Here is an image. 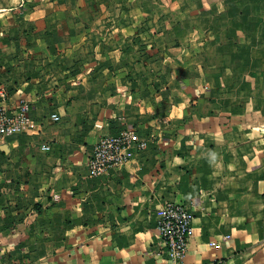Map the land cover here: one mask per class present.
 I'll return each mask as SVG.
<instances>
[{"label":"crops","instance_id":"1","mask_svg":"<svg viewBox=\"0 0 264 264\" xmlns=\"http://www.w3.org/2000/svg\"><path fill=\"white\" fill-rule=\"evenodd\" d=\"M0 88L30 106L0 138V264H163L167 200L182 264H264V0H0Z\"/></svg>","mask_w":264,"mask_h":264},{"label":"built area","instance_id":"2","mask_svg":"<svg viewBox=\"0 0 264 264\" xmlns=\"http://www.w3.org/2000/svg\"><path fill=\"white\" fill-rule=\"evenodd\" d=\"M7 93L0 88V138L21 132L29 122V103L19 101L15 106L8 107L4 100ZM57 118L56 113L51 114ZM133 128H124L116 134H106L96 140L88 160L89 171L92 175L103 173L108 167L118 165L127 160L125 148L132 139ZM139 148L146 145L145 140L137 143ZM47 148L48 145H44ZM193 213L183 203L164 201L156 220V228L162 242L161 253L165 255L163 264H182L187 242L192 229ZM219 246V243L211 241ZM216 264H224L220 259Z\"/></svg>","mask_w":264,"mask_h":264}]
</instances>
